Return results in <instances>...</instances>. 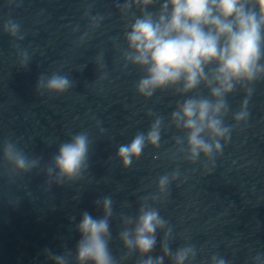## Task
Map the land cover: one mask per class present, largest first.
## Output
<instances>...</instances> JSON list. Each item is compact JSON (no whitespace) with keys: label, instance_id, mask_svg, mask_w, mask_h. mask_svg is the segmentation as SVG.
<instances>
[{"label":"water","instance_id":"95a60500","mask_svg":"<svg viewBox=\"0 0 264 264\" xmlns=\"http://www.w3.org/2000/svg\"><path fill=\"white\" fill-rule=\"evenodd\" d=\"M116 4L117 0H0V26L14 19L24 35L17 40L0 27V143L11 137L29 158H41L32 172L12 174L0 151V264H51L43 250L60 254L64 244L74 248L80 235L70 217L78 223L83 211L101 216L94 202L104 195L114 200L110 247L119 257L121 212L135 215L140 197L154 194L158 178L177 169L179 177L169 185L167 198L154 205L173 228L172 249L187 240L203 249L197 264L215 253L230 264H252V256L264 254V81L253 86L248 120L234 126L222 154L213 161L203 156L196 163L179 155L173 159V137L183 133L171 128L162 130L160 148L146 147L124 168L115 155L118 147L130 143L137 132H147L153 120L150 110L167 124L181 97L158 91L145 100L136 93L141 73L131 66L123 70L114 46L116 37L123 45L126 23ZM96 15L104 18L92 29L90 18ZM19 50L29 54L27 68L19 67ZM101 54L103 69L96 62ZM53 72L67 75L74 86L62 95L37 93L38 77ZM199 91L208 94L203 87ZM244 98L241 90L227 97L231 111L226 124L234 125L232 114ZM82 131L91 141L87 172L79 181L49 188L43 169L61 142ZM162 238L159 232L153 256L162 254ZM136 259L134 254L125 264H135Z\"/></svg>","mask_w":264,"mask_h":264},{"label":"clouds","instance_id":"9594fccd","mask_svg":"<svg viewBox=\"0 0 264 264\" xmlns=\"http://www.w3.org/2000/svg\"><path fill=\"white\" fill-rule=\"evenodd\" d=\"M116 7L126 23L123 45L118 43L120 37H116L113 38L114 46L119 50L123 70L131 66L141 73L135 84L136 93L145 100L158 91L181 97L167 124L163 116L150 110L148 115L153 120L147 132H137L130 143L121 144L116 158L124 168H129L146 147H161L162 130L175 128L183 135L173 137V159L179 155L189 163H196L203 156L213 161L222 154L234 126L248 120L253 86L264 81V0H123V3L117 0ZM103 18L92 16L90 28H98ZM0 27L9 36L24 39L21 26L14 19L5 20ZM87 36L85 33L80 42L83 43ZM16 47L19 49L18 45ZM18 61L19 67H28L27 50L18 51ZM96 62L101 69L105 67L103 54L97 56ZM73 86L74 81L67 75L53 72L49 76L41 74L35 90L62 95ZM201 87L207 90V95L200 93ZM237 90L243 91L245 98L239 110L232 114L234 125H228L226 118L231 109L227 97ZM18 144L19 141L11 137L0 143L3 165L10 166L12 174L37 169L41 158H29ZM90 147L87 131L61 142L50 164L43 169L49 188L52 184L63 186L81 180L89 167ZM178 177V169L160 176L156 192L140 197L135 215L121 212L117 238L123 246V254L119 257L110 247L114 200L104 195L94 202L102 211L101 216L83 211L78 223H75V216L70 217L80 235L74 248L64 244L60 254L45 248L43 253L47 261L51 264H125L136 254L135 264H164L165 259L170 264H197V256L203 249L186 240L173 250L170 246L175 239L173 228L154 206L167 198L169 185ZM79 198V194L74 197ZM18 203L19 198L14 204ZM128 206L124 202V207ZM159 232H163L159 242L162 254L153 256ZM251 261L264 264V254L257 253ZM200 264L230 262L215 253Z\"/></svg>","mask_w":264,"mask_h":264}]
</instances>
